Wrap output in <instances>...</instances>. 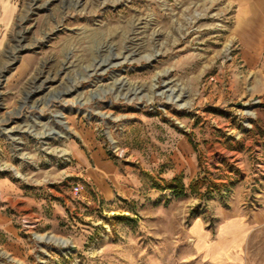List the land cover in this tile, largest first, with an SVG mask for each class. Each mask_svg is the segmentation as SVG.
<instances>
[{"label": "rangeland", "instance_id": "1", "mask_svg": "<svg viewBox=\"0 0 264 264\" xmlns=\"http://www.w3.org/2000/svg\"><path fill=\"white\" fill-rule=\"evenodd\" d=\"M238 10L0 0V264H264V74Z\"/></svg>", "mask_w": 264, "mask_h": 264}, {"label": "crops", "instance_id": "2", "mask_svg": "<svg viewBox=\"0 0 264 264\" xmlns=\"http://www.w3.org/2000/svg\"><path fill=\"white\" fill-rule=\"evenodd\" d=\"M234 2L237 3L239 9L236 31L238 32L240 40L260 42L244 45V52L249 57L247 62L251 66H257L262 62V65L264 66V62L261 61L262 54L259 53V51L264 48V32L260 31L261 27L264 26V0H234ZM263 66L259 70V73L264 74ZM262 86L264 87V83ZM99 167L102 174L100 173L98 176L95 172V178L97 177L98 179V177H100L101 180H103L104 176L109 173V170L103 165H100ZM5 184L10 188V183H4V185ZM10 185L12 186V184ZM1 219L2 217L0 216V220ZM229 225V232L231 234L234 233V235H238L243 232L242 224H240V221L237 218L232 219Z\"/></svg>", "mask_w": 264, "mask_h": 264}, {"label": "trees", "instance_id": "3", "mask_svg": "<svg viewBox=\"0 0 264 264\" xmlns=\"http://www.w3.org/2000/svg\"><path fill=\"white\" fill-rule=\"evenodd\" d=\"M175 181L177 183H179L178 178ZM169 189H171L173 191L175 197H180V196H183L184 195V189H183V187L181 185L174 186V187H173V185H171L169 187Z\"/></svg>", "mask_w": 264, "mask_h": 264}, {"label": "bare ground", "instance_id": "4", "mask_svg": "<svg viewBox=\"0 0 264 264\" xmlns=\"http://www.w3.org/2000/svg\"><path fill=\"white\" fill-rule=\"evenodd\" d=\"M99 65H100V64H99ZM101 66H102V65H101ZM59 117H60V118H63V115H60ZM62 123L65 124L64 122H62ZM62 123H61V124H62ZM58 132H59V131H58ZM48 134H51V133H48ZM59 134H61V133H59ZM56 241L59 242V243H61V244H63V243L65 244L64 241H60V240H56Z\"/></svg>", "mask_w": 264, "mask_h": 264}]
</instances>
